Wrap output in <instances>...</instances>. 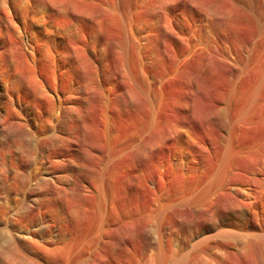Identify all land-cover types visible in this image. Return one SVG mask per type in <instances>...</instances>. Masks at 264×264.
I'll return each instance as SVG.
<instances>
[{
  "label": "rangeland",
  "instance_id": "rangeland-1",
  "mask_svg": "<svg viewBox=\"0 0 264 264\" xmlns=\"http://www.w3.org/2000/svg\"><path fill=\"white\" fill-rule=\"evenodd\" d=\"M0 264H264V0H0Z\"/></svg>",
  "mask_w": 264,
  "mask_h": 264
},
{
  "label": "bare ground",
  "instance_id": "bare-ground-1",
  "mask_svg": "<svg viewBox=\"0 0 264 264\" xmlns=\"http://www.w3.org/2000/svg\"><path fill=\"white\" fill-rule=\"evenodd\" d=\"M5 255H6L7 257H12V256H13V253H12V252H7V253H5Z\"/></svg>",
  "mask_w": 264,
  "mask_h": 264
}]
</instances>
